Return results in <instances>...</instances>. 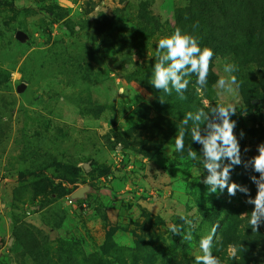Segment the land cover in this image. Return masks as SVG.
<instances>
[{
    "label": "rangeland",
    "instance_id": "374dc122",
    "mask_svg": "<svg viewBox=\"0 0 264 264\" xmlns=\"http://www.w3.org/2000/svg\"><path fill=\"white\" fill-rule=\"evenodd\" d=\"M209 1L0 0V264H196L213 227V256L242 262L230 236L242 239L249 224L241 214L253 205L240 192L208 193L202 166L187 157L189 144L198 154L201 146L186 132L177 152L172 138L188 112L231 103L242 161L257 154L264 0H237L227 17ZM176 27L222 47L207 87L192 76L183 99L149 83L156 45ZM229 63L238 87L221 92ZM107 174L110 181L99 179ZM250 175L258 173L233 166L231 181L254 197ZM78 189H86L83 207L65 204ZM258 230L264 238V224ZM189 231L192 239H182Z\"/></svg>",
    "mask_w": 264,
    "mask_h": 264
},
{
    "label": "clouds",
    "instance_id": "9594fccd",
    "mask_svg": "<svg viewBox=\"0 0 264 264\" xmlns=\"http://www.w3.org/2000/svg\"><path fill=\"white\" fill-rule=\"evenodd\" d=\"M194 29L199 25L193 26ZM214 53L211 48L201 46L197 36L182 31L176 27L170 35L160 38L156 45L155 63L152 65V78L150 84L157 90L166 95H171L173 89L183 99V94L188 89L190 77L195 76V83L201 89L207 87L208 73L211 59ZM224 73L217 81V87L223 91L231 92L234 86L238 87L236 76L233 73L238 71L235 64H225ZM165 102L163 98L159 99ZM237 112L231 103L213 104L209 102L207 110L199 108L195 113L188 112L182 120V127L172 139L175 150L183 153L185 150L184 137L186 132H190L191 141L200 145L199 154L191 145H188L187 157L196 162L200 176L203 175L202 183L207 186L208 193L216 194L218 191L223 193L227 190L229 197H234L237 192L243 193L247 199L245 203L253 205L252 211L241 214L242 218L248 220L252 231L257 232L261 224H264V142L257 145V154L247 161L241 159V149L237 136L234 132L236 122L231 119ZM191 126L189 127V122ZM244 132L241 130L240 138ZM113 142H116L112 137ZM247 151V149H245ZM227 161V163L225 162ZM243 164L245 169L251 170L257 175H250V181L255 185V196L250 195L247 186L240 185L231 181L233 166ZM203 170H206L204 175ZM180 219L191 226L193 221L187 216ZM182 226L173 224L170 228L172 233L181 234ZM216 232L213 227L211 232L202 236L199 241L201 254L196 255V264H220L218 258L212 254V241ZM184 240H191L192 233L189 231L182 236ZM232 248V257L236 255V246Z\"/></svg>",
    "mask_w": 264,
    "mask_h": 264
},
{
    "label": "trees",
    "instance_id": "16d2710c",
    "mask_svg": "<svg viewBox=\"0 0 264 264\" xmlns=\"http://www.w3.org/2000/svg\"><path fill=\"white\" fill-rule=\"evenodd\" d=\"M237 0H230L232 3L231 6L229 7H224L222 4H220L219 0H210V4H216L215 9L219 11V13L224 16H230L232 12V8ZM242 5H245V3H248L249 0H240ZM259 19L261 21L262 26L264 27V9L260 10L259 12ZM258 18V16H257ZM220 42V41H219ZM210 45L209 43H207ZM212 51L214 53L212 59L216 57L218 54H220V50L222 49L220 44H216L212 46ZM188 94L187 91L184 92V96ZM72 192V190H70ZM76 200V199H75ZM83 199H78L77 203L80 204V207H83L82 203ZM242 234L235 232L231 234L230 236V241L231 243L236 246L238 256H240L241 263L237 262L236 264H260L262 263V259L260 257V250H258L259 246L264 249V238L262 236V233L258 230L257 232L252 231L250 228V225L245 232L244 236L242 239L239 241V238L241 237Z\"/></svg>",
    "mask_w": 264,
    "mask_h": 264
},
{
    "label": "water",
    "instance_id": "95a60500",
    "mask_svg": "<svg viewBox=\"0 0 264 264\" xmlns=\"http://www.w3.org/2000/svg\"><path fill=\"white\" fill-rule=\"evenodd\" d=\"M22 36V32H20V31H17V33H16V37H21ZM23 86L24 85H22L20 88H23ZM86 189H78V190H76V191H74L72 194H71V197L73 198V199H80V198H82L83 197V193H84V191H85Z\"/></svg>",
    "mask_w": 264,
    "mask_h": 264
},
{
    "label": "built area",
    "instance_id": "2783aa9c",
    "mask_svg": "<svg viewBox=\"0 0 264 264\" xmlns=\"http://www.w3.org/2000/svg\"><path fill=\"white\" fill-rule=\"evenodd\" d=\"M114 170V168L112 169ZM101 181L103 182H107V181H110L112 179V176L111 174H107V175H103L99 178ZM73 198L69 195L66 199H65V204L67 205H71L73 203Z\"/></svg>",
    "mask_w": 264,
    "mask_h": 264
}]
</instances>
